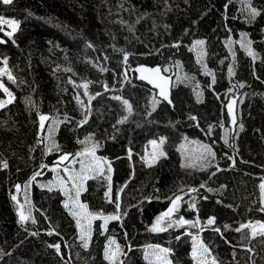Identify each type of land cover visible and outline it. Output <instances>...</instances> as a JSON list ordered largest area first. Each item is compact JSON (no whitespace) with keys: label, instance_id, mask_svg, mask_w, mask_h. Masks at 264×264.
I'll return each mask as SVG.
<instances>
[{"label":"trees","instance_id":"1","mask_svg":"<svg viewBox=\"0 0 264 264\" xmlns=\"http://www.w3.org/2000/svg\"><path fill=\"white\" fill-rule=\"evenodd\" d=\"M250 6L258 14L246 21L238 0H0V17L16 22L15 30L0 24V68L13 77L0 75L11 93L0 108V264H150L147 245L168 249L171 264H192L196 233L216 264H264L263 237L236 231L264 223V0ZM241 34L255 57L236 42ZM175 64L192 76L199 100L179 83L167 103L138 79L144 66L166 67L171 77ZM229 99L240 130L224 143ZM41 115L60 120L49 153ZM189 139L210 148V164L182 163L179 145ZM86 140L97 143L109 169L87 177L79 194L98 217L87 247L58 189L32 184L31 218H19L27 212L22 185ZM156 140L163 155L147 164ZM176 196L174 213L159 224L165 230L152 231ZM114 215L119 219H100ZM181 218L199 223L178 225ZM109 237L123 249L120 262L104 254Z\"/></svg>","mask_w":264,"mask_h":264},{"label":"rangeland","instance_id":"2","mask_svg":"<svg viewBox=\"0 0 264 264\" xmlns=\"http://www.w3.org/2000/svg\"><path fill=\"white\" fill-rule=\"evenodd\" d=\"M238 8L241 11L243 18L246 21H250L254 17L253 15L254 9L250 6V0H238ZM236 42L238 43V45L243 47L249 53V55H251V57H255L249 39L245 34H241L239 38L236 40ZM232 43L233 42L230 39L224 40V44L230 53L232 52ZM193 47L197 53L198 60L200 61V57L202 56L203 53L202 44L199 43ZM233 62L234 60L231 55L230 66L228 70L229 75H231L233 70V66H234ZM165 69L167 71H165ZM162 71L167 75L169 74V70L166 67L162 68ZM171 77H172V86L179 83L188 84L192 88H194L196 93L195 95L197 96L196 97L197 100L200 99V92L198 91L196 82H194L192 76L184 74L181 71L180 66L178 64H175L174 74ZM0 90L3 89L0 88ZM7 97H8L7 93H3V92L0 93V100H6ZM152 101L156 102V98H153ZM227 102H230L232 105L237 107V104L233 102V100L229 99ZM238 117L239 114L237 111V118ZM59 122L60 120L58 118H51L48 121L43 122L44 125L43 139H44L45 153H49L52 151V149H54V144H55L54 137ZM221 129H222V140L224 143H226L229 139L230 133L234 132V137H235V134L240 130V125L239 123H237L235 125L234 131H231L230 127L225 125H222ZM160 141L161 140H156L157 145H159L158 149L153 147L151 143L152 141L150 142L149 150L145 157V161L147 164L152 163L155 159L161 156L160 152H162V150L160 147ZM97 146H98L97 143L92 140L81 141L80 147L76 150L75 154H73L72 156H68V159L65 161L64 164H58L53 162L50 165L48 164L43 165L41 170L32 177H30L21 187V194L27 211L26 214H28L29 211L32 212L30 207L31 205L30 188L32 184H35L40 188L58 189L63 196V205L66 211L75 221L77 236L82 246H84L85 241L88 243L89 237L91 235V225L95 219H91L90 217L86 218L85 209H82L80 207V205L83 203H81V201L79 200V196L76 195V192L77 190H79L80 193L83 190L84 182L87 177L94 174H98L104 170L106 172H109L107 160L97 156L95 153ZM207 149L210 148L207 145L200 143L196 140L189 139L182 141V143L179 145V152L181 154L182 163L193 167H203L205 165L210 164L212 161V152L210 154L207 151ZM61 155L62 154H57L55 159L60 157ZM38 173L39 175H37ZM78 174L86 178L77 179L75 181L69 179L70 176H75ZM261 183H264V181H261L259 183V196H260L261 204L264 207V192H262L260 188ZM74 184L76 185L75 187L73 186ZM73 213H76V215H73ZM160 217L163 218L164 216L162 215ZM104 218L105 217H101L100 219L102 221H105ZM78 220L80 221L79 226L77 224ZM259 224H264V223L258 221L247 222L243 225H252V227H245L242 229H246L250 237L261 236L264 239V235L259 234L262 231L259 228ZM157 226L159 227V224ZM82 231L86 233L83 239L81 238ZM254 231L257 233L256 235H253ZM110 239L114 240L111 237L107 239L104 249V254L106 256V250H107L108 260H110L111 262H120L121 257L124 254L123 249L115 240H114L115 244H110L109 243ZM201 244L208 249V247L206 246L202 238H200L198 233L192 235L191 249H190L192 264H216L215 259L210 254L209 249L207 253H205L203 249L199 247ZM117 245L119 246V251L115 256V258H113L112 253L117 251L116 248ZM194 247L198 249L196 258L193 257ZM159 249H166V248H163L159 245L145 246L143 250L144 259L147 260L150 264H162V260L160 259V257H163L165 254L161 253ZM169 252L170 251H168V253ZM168 253L166 254V257L167 260L170 262Z\"/></svg>","mask_w":264,"mask_h":264},{"label":"snow or ice","instance_id":"3","mask_svg":"<svg viewBox=\"0 0 264 264\" xmlns=\"http://www.w3.org/2000/svg\"><path fill=\"white\" fill-rule=\"evenodd\" d=\"M3 2H4L5 4H8V3H11V0H3ZM257 14H258V13H256L255 10H253V15H257ZM0 24H11V25L13 26V30H15V27H16V22H15V21L4 20L2 17H0ZM7 34H8L9 36L12 35L11 32H9V33H7ZM198 43L203 44V41H199ZM250 54H252V53H250ZM125 59H126V57H125ZM4 63H5V65H6V61H5ZM139 71L144 72V71H148V70L142 68V69H139ZM151 71H152V72H156V73H158V72H159V69H152ZM165 71H167V70L165 69ZM2 74H7L9 80H12V79H13L11 73L7 72L6 67H5V68H0V75H2ZM142 78H144V77H142ZM150 82H154V81H150ZM157 86H158V87H161V95H165V92H164L163 87L160 86V85H157ZM85 87H86V85H85ZM0 88H2L3 91H4L5 93H8L9 97H11V93L8 92V89H7L6 87H4V85H3L2 83H0ZM118 99H119V98H118ZM10 102H11V99H9V100H0V108L4 107L6 104H8V103H10ZM124 103L127 104V101H124ZM230 111H231V109H230ZM46 119H48V117H46V116H44V115H41V116H40V121H41V127H42V128H43V126H44V125H43V122H44ZM151 143H152V145H153L154 148H156V149L159 148V145H157L156 141H152ZM160 144H163V140L160 141ZM207 151L211 154V150H210V149H207ZM68 155H69V154H64V155H62V156H61V160H62V161H63V160H67V159H68ZM160 155H163V152H160ZM213 155H214V154H213ZM5 166H6V165H5ZM37 175H39V173H38ZM81 178H86V177H82V176L79 175V174H78V175H75V176H70V177H69V179H70V180H73V181H75V180H77V179H81ZM73 186L75 187L76 185L74 184ZM19 188H20V186L17 185V190H19ZM260 188H261L262 192H264V183H261ZM79 194H80V193H79V190H77L76 195L79 196ZM105 195L107 196L108 193H105ZM12 199H13V200H16V196H13ZM181 199H182V197H180V196H176V198H175L174 200L171 201L172 206L169 207V209H168L165 213H163L162 215H163L164 217H169V216L174 212V210L176 209V207H177V201H180ZM116 206H117V209H119V203H117ZM80 207H81L82 209H85V216H86V218H87V217H90L91 219H96V218H97L95 214H93V213H89V212L86 211V210H87V205H83V204H81ZM261 210L264 211V208H262ZM73 215H76V213H73ZM19 218H20V222L23 223L24 221H26V220H28V219L31 218V212L29 211L28 214L26 215L23 211H21L20 214H19ZM104 219H105V221L107 222V220H110V219H113V220H114V219H119V216H118V215H114V216H110V217H105ZM161 219H162L161 217H157V222H156L155 224H153L152 229H151L152 231H163V230H165L164 228H162V227H158V226H157L158 224H160ZM33 222H35V221H33ZM176 223H177L178 225L191 224L192 227H196L197 224L199 223V221H197V222H190V221H188V220H185V219L181 218V219H180L179 221H177ZM207 223H208L209 225L213 224V223H214V218H209L208 221H207ZM77 224H78V226L80 225V221H79V220L77 221ZM168 227H172V224L169 223V224H168ZM226 227H227V226H226ZM245 227H252V225H241V227H240V228H237L236 231H240L242 228H245ZM259 228L262 230L259 234H260V235H264V224H259ZM216 230L218 231V229H216ZM256 234H257V233L254 231V232H253V235H256ZM85 235H86V233H85L84 231H82V233H81V238L83 239ZM178 238H179V237H178ZM109 243H110V244H115V241L110 239V240H109ZM84 246L87 247V242H86V241H85ZM55 247L57 248V250H59V245H56ZM199 247H200L201 249H203V251H204L205 253H207L208 249L205 248L202 244H201ZM116 248H117V251L112 253L113 258H115V256L117 255V253H118V251H119V246H118V245L116 246ZM159 251H160L161 253L165 254L163 257H160V259L162 260V264H170V262L167 260V257H166V254L168 253L169 250H168V249H159ZM197 251H198V249H197L196 247H194V248H193V257H194V258L197 257ZM106 258H108L107 250H106Z\"/></svg>","mask_w":264,"mask_h":264},{"label":"water","instance_id":"4","mask_svg":"<svg viewBox=\"0 0 264 264\" xmlns=\"http://www.w3.org/2000/svg\"><path fill=\"white\" fill-rule=\"evenodd\" d=\"M142 68L143 69H147L148 71H144V72L139 71L138 72V79L141 82H143L146 85H148L152 90H154L156 95H157V97H158V99L168 103L169 102L171 88H172V77H170L169 75L165 74L162 71V69L157 67V66H144ZM152 69H159V72L158 73L152 72L151 71ZM142 77H144V78H142ZM150 81H154V82H150ZM157 85H160V86L163 87L165 95H161V87H158ZM230 109H231V111H230ZM225 111H226V115H227V119H228V125H229L231 131H234L235 125L237 124V108H236V106L232 105L230 102H227L226 105H225ZM62 155H64V154H62ZM61 156L56 158L54 160V162L58 163V164H64L66 160L62 161L61 160ZM177 203H178V201H177ZM171 206H172V204H170L167 207V209L164 211V213Z\"/></svg>","mask_w":264,"mask_h":264}]
</instances>
